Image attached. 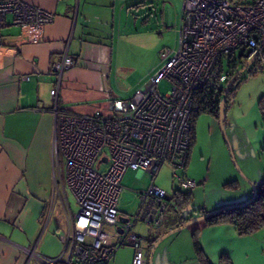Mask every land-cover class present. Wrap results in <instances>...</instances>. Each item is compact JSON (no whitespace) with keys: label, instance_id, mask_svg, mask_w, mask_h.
I'll return each mask as SVG.
<instances>
[{"label":"crops","instance_id":"0c3cea01","mask_svg":"<svg viewBox=\"0 0 264 264\" xmlns=\"http://www.w3.org/2000/svg\"><path fill=\"white\" fill-rule=\"evenodd\" d=\"M24 1L54 13L55 19L32 34L11 25L10 17L1 29L0 264H40L36 255L56 258L64 251L63 240L68 235L73 214L67 201L64 159L52 151L57 120L50 97L55 83L52 64L65 52L74 60L62 75L57 103L58 113L70 115L98 111L106 115L112 102L124 96L118 83L121 69H137L135 54L122 52L115 44L88 38L85 34L88 18L77 0ZM157 71L150 74L147 82ZM242 76L244 79L225 113L230 150L219 147L215 133L218 118L207 114L211 119L209 133L218 143L223 181L234 183V187H227L230 193L213 203L212 208L245 202L253 193L250 183L256 185L264 180L261 150L264 123L259 109L260 102L264 101V72L258 70L251 76L245 72ZM194 137L184 175L198 183V177L187 171L189 163L191 166L195 160L196 121ZM208 151L207 155L212 156L213 147ZM229 151L240 173L230 163ZM210 206L204 204L203 210L212 209ZM119 214L126 218L124 213ZM187 218L181 216L169 229ZM161 227L162 224L156 230ZM188 228V232L174 239L171 251H167L165 258L170 255V262L177 260L173 257L181 259L185 254L187 259L192 255L185 264H202V257L211 264H220L222 256L232 264H264V228L250 235H239L229 224L206 227L198 221ZM166 231L156 234V238ZM194 234L202 257L194 248ZM149 245L148 240L150 250ZM148 256L147 250V264ZM112 259L107 264H116Z\"/></svg>","mask_w":264,"mask_h":264},{"label":"built area","instance_id":"2783aa9c","mask_svg":"<svg viewBox=\"0 0 264 264\" xmlns=\"http://www.w3.org/2000/svg\"><path fill=\"white\" fill-rule=\"evenodd\" d=\"M8 17L11 25L32 34L51 24L55 14L24 0L0 1V46ZM159 55L164 65L139 91V100H114L108 115L58 113L62 75L74 60L65 52L52 64L55 83L50 97L57 115L53 151L64 159L65 182L77 212L63 240V254L36 255L40 264H107L126 245L134 250L132 264H147V238L134 225L157 228L168 206L176 208L174 198L153 184L160 168H171L183 190L198 185L179 173L186 169L190 150L195 91L214 89L225 62L234 65L229 75L237 69L247 73L256 60L264 72V0H182L178 46L163 48ZM162 81L170 85L165 95L157 90ZM127 171H142L152 181L138 192L133 221L121 223L118 199ZM105 228L112 233L104 234Z\"/></svg>","mask_w":264,"mask_h":264},{"label":"rangeland","instance_id":"374dc122","mask_svg":"<svg viewBox=\"0 0 264 264\" xmlns=\"http://www.w3.org/2000/svg\"><path fill=\"white\" fill-rule=\"evenodd\" d=\"M77 3H81L82 7L85 8L88 18L85 34H87L88 38L115 44L122 52L135 54L137 69H121L118 83L124 95L120 97L122 100L132 99L138 101L139 91L144 87L150 74L157 71L164 64L159 55L160 50L163 48L175 50L178 46L182 0H77ZM81 14H83L82 11ZM227 70L228 68L225 64L219 82V87L222 89L226 86L228 79ZM244 73L245 71H242L241 74L243 75ZM157 90L160 95H165L170 91V85L162 81L158 84ZM102 114L104 115V113ZM195 121L198 142L195 146V160H193V165L190 166L189 163L187 171L189 170L191 174L198 177L197 181L199 185L196 189L191 190V203L180 212L172 205L168 206L165 212V220L158 231L156 230L158 228L151 225L138 222L134 225L135 231L147 238L145 249L149 252L148 240L155 239L156 234L161 233L164 229L167 230L165 233H168L170 230L178 227L175 226L169 229L170 226H174L178 222L181 216L184 218H190L191 216L192 219L198 218L199 211L205 208L204 204L211 205L209 208H212L213 203L230 193L231 189L227 188L226 183L223 181L222 160L220 162L218 159V143L219 147L224 146L228 150L231 149L225 123L223 131L217 125L215 133H217L218 143H216L212 134L209 133L211 129L210 117L206 113H200L196 116ZM211 147H213V155L209 157L207 152L210 153L208 149ZM232 156L233 154L229 151L228 157L230 158V163L240 173V170L237 168L239 166L233 161ZM102 166L104 168L106 165ZM173 172L171 168L163 166L153 180V184L165 191L169 197H172L176 190H180L179 183L173 176ZM179 173L185 174V171H179ZM150 184L151 177L147 174L127 171L121 181L123 190L118 199V211L124 213L126 218H130L133 221L139 207L137 192L147 189ZM66 194L70 211L72 214H75L77 212L75 198L69 189L66 191ZM251 197L252 194L249 199ZM227 206L232 205H225L223 207ZM223 207L207 209V212H212ZM112 231L113 229L111 228H105L104 234H111ZM188 231L189 228L187 226L165 237L156 246L151 264H185L184 262L187 260L190 261L192 255H189L190 258L187 259L185 254H183V258L181 259L173 257V259L176 258L179 261L174 259V261L170 262L172 258L170 255L168 259L165 258L167 251L169 252L173 248L172 243L174 239ZM108 243L111 244L112 242L109 241ZM132 256L133 249L126 245L119 247L112 257L113 259H111L115 260L116 264H131Z\"/></svg>","mask_w":264,"mask_h":264},{"label":"trees","instance_id":"16d2710c","mask_svg":"<svg viewBox=\"0 0 264 264\" xmlns=\"http://www.w3.org/2000/svg\"><path fill=\"white\" fill-rule=\"evenodd\" d=\"M253 1V0H252ZM225 64L228 68L227 70V82L226 86L222 89L219 87L221 73L224 70ZM222 69H220L219 76L216 80V84L214 89H211L207 92L205 89H200L195 91L193 95V104L197 107L196 111H192L190 118V148L194 143V124L195 118L200 113H206L212 117L218 118L221 103L224 101V112L228 108V104L233 97V94L237 87L241 84L244 79V76L237 75L239 69H235L234 75H229V72L234 70V65L230 62H225ZM258 60H256L253 65L248 69V76L253 75L258 71ZM260 114L262 123H264V101L260 102ZM225 123V119H224ZM262 152H264V146L261 148ZM234 183H227V187H234ZM176 203L177 211H181L186 206H188L192 201V193L191 190H176L172 196ZM199 217H203L200 221L206 227L221 225V224H229L231 225L239 235H250L256 233L261 228H264V180H262L259 184L253 186L252 197L243 204L238 205L234 204L232 206H227L223 208H219L212 212H207L201 209L199 211ZM192 219V217L184 219L180 225L185 222H188ZM178 225V227L180 226ZM194 236V248L196 252L201 255V248L199 241L197 239L196 234ZM159 238V237H158ZM153 239L150 241L149 247L151 248L153 244L158 239ZM202 264H211L207 259H200ZM220 264H232L227 257L222 256L220 259Z\"/></svg>","mask_w":264,"mask_h":264},{"label":"water","instance_id":"95a60500","mask_svg":"<svg viewBox=\"0 0 264 264\" xmlns=\"http://www.w3.org/2000/svg\"><path fill=\"white\" fill-rule=\"evenodd\" d=\"M252 62H253V59H252L251 61H249V62L247 63V65L249 66ZM243 70H244V69L239 70V71L236 73V76H237V75H240V74L242 73ZM224 106H225V102L223 101V102L221 103L220 111H219V115H218V123H219V127H220V129H221L222 131H223V127H224V119L226 118V114H225V112H224ZM103 161H105V159H103ZM243 179H245V178L243 177ZM245 180H246V179H245ZM249 183H250V182H249ZM250 185H251V187H252V189H253V186H254V185H252L251 183H250ZM201 219H203V217H198V218H196V219H191L190 221L185 222V223H183L182 225H180L179 227H176L175 229L170 230L168 233L162 235L159 239H157L156 242L153 244V246L150 248V252H149V256H148V264H151L152 255H153V252H154L156 246H157V245H158V244H159V243H160L165 237H167L168 235H170V234H172V233L178 232V231H180L181 229L187 227L188 225H190V224H192V223H194V222H198V221H200ZM119 221H120L121 223H126V222L128 221V219L119 216ZM119 231H120V229H119Z\"/></svg>","mask_w":264,"mask_h":264},{"label":"bare ground","instance_id":"6f19581e","mask_svg":"<svg viewBox=\"0 0 264 264\" xmlns=\"http://www.w3.org/2000/svg\"><path fill=\"white\" fill-rule=\"evenodd\" d=\"M56 156V155H55ZM59 156V155H58Z\"/></svg>","mask_w":264,"mask_h":264}]
</instances>
